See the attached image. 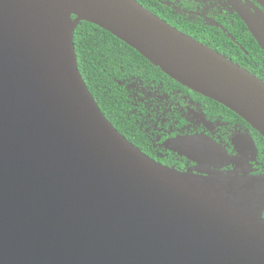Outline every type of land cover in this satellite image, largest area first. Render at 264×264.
Instances as JSON below:
<instances>
[{
	"label": "water",
	"instance_id": "1",
	"mask_svg": "<svg viewBox=\"0 0 264 264\" xmlns=\"http://www.w3.org/2000/svg\"><path fill=\"white\" fill-rule=\"evenodd\" d=\"M80 22L264 138V83L134 0H0V264H264V175L180 172L126 140L79 73Z\"/></svg>",
	"mask_w": 264,
	"mask_h": 264
},
{
	"label": "flooded vegetation",
	"instance_id": "2",
	"mask_svg": "<svg viewBox=\"0 0 264 264\" xmlns=\"http://www.w3.org/2000/svg\"><path fill=\"white\" fill-rule=\"evenodd\" d=\"M134 1L264 83V50L238 13L264 25V0ZM115 82L122 136L156 163L201 176L264 175V138L229 109L161 70L132 67ZM176 142L189 156L172 149Z\"/></svg>",
	"mask_w": 264,
	"mask_h": 264
},
{
	"label": "trees",
	"instance_id": "3",
	"mask_svg": "<svg viewBox=\"0 0 264 264\" xmlns=\"http://www.w3.org/2000/svg\"><path fill=\"white\" fill-rule=\"evenodd\" d=\"M73 44L78 70L88 90L106 119L121 135L125 134L126 126L118 119L120 92L116 79L132 67L160 70L124 42L88 22L79 23Z\"/></svg>",
	"mask_w": 264,
	"mask_h": 264
}]
</instances>
